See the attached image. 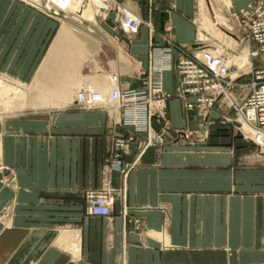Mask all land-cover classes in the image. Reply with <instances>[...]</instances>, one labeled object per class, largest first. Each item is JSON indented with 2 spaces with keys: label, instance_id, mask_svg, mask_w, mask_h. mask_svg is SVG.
Returning <instances> with one entry per match:
<instances>
[{
  "label": "crops",
  "instance_id": "0c3cea01",
  "mask_svg": "<svg viewBox=\"0 0 264 264\" xmlns=\"http://www.w3.org/2000/svg\"><path fill=\"white\" fill-rule=\"evenodd\" d=\"M123 1L152 30L169 21L175 41L193 39L195 0H156L147 12ZM129 7L118 21L84 23L1 6L0 73L26 83L42 71L35 86L63 95L0 113V264H264V149L215 111L201 139L202 115L175 93L174 40L144 25L120 34L115 25L139 21ZM147 79L170 93L148 130L87 106L94 91ZM106 186L110 214H90L86 189Z\"/></svg>",
  "mask_w": 264,
  "mask_h": 264
},
{
  "label": "built area",
  "instance_id": "2783aa9c",
  "mask_svg": "<svg viewBox=\"0 0 264 264\" xmlns=\"http://www.w3.org/2000/svg\"><path fill=\"white\" fill-rule=\"evenodd\" d=\"M239 12L245 16L243 25L248 39L257 44L250 48L251 61L248 68L241 69L238 75H232L231 66L223 55H200L194 49L186 50L173 43L179 52L174 62V69L178 74L177 94L184 99L187 108H195L202 115L201 139L206 137L207 125L213 121L211 112L215 108L226 107L231 110V119L239 128L264 146V139L260 138L264 133V0H251ZM129 23L133 24V20ZM248 72L251 74L249 81L239 82L240 75ZM144 83L145 86L141 88H114L109 94L110 99H113L110 104L120 113L124 123L133 125L138 131L150 129L152 116L163 115L169 95L159 82L147 79ZM92 98L106 102L95 92L92 93ZM178 133L187 137L193 131L180 129ZM114 163L116 167H120L118 159ZM85 196L90 214H110L114 201L113 189L108 186L88 188Z\"/></svg>",
  "mask_w": 264,
  "mask_h": 264
},
{
  "label": "rangeland",
  "instance_id": "374dc122",
  "mask_svg": "<svg viewBox=\"0 0 264 264\" xmlns=\"http://www.w3.org/2000/svg\"><path fill=\"white\" fill-rule=\"evenodd\" d=\"M6 0H0V9L1 6L5 3ZM8 1H18L19 3H22L23 7V16H25V13L27 12L28 8L33 9L34 12H38L44 15H49L51 17H54L58 20L65 18L69 20H84L89 23H97L99 20H103L104 18L112 17L116 19L117 21L121 19L122 14V8L123 7H129L127 6V3L123 0H98L99 2L92 3L91 7L93 8L91 12V19L82 18L79 15L73 13L72 11H68L66 9H63L61 5H56L53 3V0H8ZM140 4L141 8L148 11V5L151 3V7H153L154 2L156 0H137ZM196 6L194 11V16L190 17V21L192 22L193 27V39L187 43H181L178 41H175L173 38V27L168 23L169 21H166L163 24V27L156 31L154 28L153 30L150 28V25L146 24L147 22H150V19L147 17V14L143 17L136 13L134 10L130 9L138 16V23L134 27V30H125L121 25H115V27L118 28V32L120 34H139V30L141 25H144L147 29V26L150 28V32H153V34H159V37L161 41H169V39H173V43H175L177 46L182 47L186 50H196L195 48H198V51H205V49H209L211 53H218V54H224L226 57H228V60L230 61V64L233 66L236 65V61L232 57L233 54L241 55V51H243V54L247 56L248 59V47L254 48L257 46V44L251 40L248 39L247 33L245 31L244 25H243V19L245 16H242L240 14V10L236 9L232 6L231 0H195ZM54 5V6H53ZM53 8L52 10H49V8ZM26 9V12H25ZM66 11V12H65ZM35 13V14H36ZM218 15H222L223 22L219 19ZM142 19V20H141ZM204 19V20H203ZM209 22L210 27L207 29L206 27H203V23ZM202 23V24H201ZM95 29L97 33L103 32L104 29L107 27L104 25L101 31V28L99 26H90ZM205 29H203V28ZM209 32H208V31ZM198 31H201L205 34L207 38L205 40H199L198 38ZM157 32V33H155ZM208 39V40H207ZM224 45V47H223ZM248 45V46H247ZM176 47V46H175ZM244 47V48H243ZM204 53V52H202ZM210 53V52H209ZM179 52L177 50V56ZM176 56V57H177ZM238 66V65H236ZM236 68V67H234ZM36 76V75H35ZM35 76H33L32 80L30 82H15L14 79L9 77V75H5L3 73H0V78L13 83L16 86H21L22 90L21 92L16 93L15 97H21L23 99V102L26 103L22 108L28 106V104L31 102L32 99H37L35 104H43L47 103V100H52V98L55 97H61L63 94H60L57 96H53V93L48 90H43L39 88V86H35L36 80ZM250 72L243 74L242 76L238 78L239 82H247L250 79ZM20 87V88H21ZM34 87V88H33ZM177 94V89L175 91ZM170 95V93H169ZM168 95V96H169ZM12 96L8 95L7 100L6 98L0 97V113L3 112H9L16 109H4L5 105L10 104L9 99L12 98ZM167 96V97H168ZM11 100V99H10ZM86 106V104H83ZM87 106H89L87 104ZM89 108V107H88ZM108 108V107H107ZM113 109V108H110ZM214 117L215 121H219V123L222 125L225 124H231L234 125L236 128L237 134L242 137V139L250 143L252 145L258 146L260 149H264V146H261L257 139L253 136H247L241 128L237 125V123L232 120L231 118L233 116L231 115V110L226 107L221 108H215ZM199 112V111H198ZM157 116V115H154ZM153 117V116H152ZM221 129V128H219ZM186 130V129H181ZM183 136V135H182ZM188 136H191L189 134ZM187 136V137H188ZM86 197V196H85ZM87 201V199H86ZM87 208V206H86Z\"/></svg>",
  "mask_w": 264,
  "mask_h": 264
},
{
  "label": "bare ground",
  "instance_id": "6f19581e",
  "mask_svg": "<svg viewBox=\"0 0 264 264\" xmlns=\"http://www.w3.org/2000/svg\"><path fill=\"white\" fill-rule=\"evenodd\" d=\"M100 1H102V0H100ZM95 2H99V1L98 0H53V3H55L56 5L57 4L58 5H61L63 7V9H66L69 12L72 11L73 13L79 15L82 18H86V19L87 18L88 19L91 18V12L93 10V8L91 7L92 6L91 4L92 3L95 4ZM243 8H240L239 10L241 11ZM52 9L53 8H49V10H52ZM221 16L218 15L219 19L223 22V18ZM202 23H203V27H206L207 29H209L208 28V27H210V25H209L210 23L209 22H207V24L204 23V22H202ZM146 24L148 25V22ZM203 29H205V28H203ZM198 38H199V40H202L203 41L207 37L205 36V34L203 32L198 31ZM223 47H224V45H223ZM195 49H196L195 52H197L200 55H204V54H206V55H217L218 54V53H211V51H209V49L208 50L205 49V51H198V48H195ZM202 52H204V53H202ZM220 55H223L225 57L226 62L231 66L232 75H238V72L241 69L248 68L249 63L251 61V57H250V46L248 47V59H247L246 54L245 55L243 54V51H241V55H239V56L238 55L235 56V54H233L232 57L234 58V60L236 61V65H238V66H236V65L235 66L234 65L232 66L230 64V61L228 60V57H226L224 54H221V53H220ZM234 67H236V68H234ZM43 71H45V69ZM42 76H44V72L42 73V71H41L38 74V76L36 77V80H42ZM114 88H120V87L117 86V87H114ZM161 88L163 89V87H161ZM20 90H22V88H20V87L14 85L13 83H10V82H8V81L0 78V97L1 98L3 97V98H6V100H7V98H8L7 96L8 95H10V96L15 95L16 93L21 92ZM111 91L112 90H110L108 92L107 91L106 92H103V91H94L95 93L99 94L102 98H104V100H106V102H104V103L103 102H100L98 100L93 99L92 98V93H94V92H92L88 96V98H87V103H88L89 107H95V106H97V107H109V108H113L115 110L114 106H112L110 104V103L113 102V99H110V97H109V94H110ZM51 92L53 93V96H55L56 94L58 96V95H60V93H62V92H59V91H56V92L55 91H51ZM10 99H9V101H10L9 106L8 105H5V108L4 109H19L20 107H23L24 105H26V103L23 102V99L21 97L18 98V97L12 96V98H10ZM36 100L35 99H32L31 102L28 105L35 106V103H36L35 101ZM43 104H46V103H43ZM104 104H107L109 106H104ZM260 138H263L264 139V133L260 135ZM76 249H77V247H76ZM78 250H79V248H78ZM75 254H77V253H75Z\"/></svg>",
  "mask_w": 264,
  "mask_h": 264
}]
</instances>
